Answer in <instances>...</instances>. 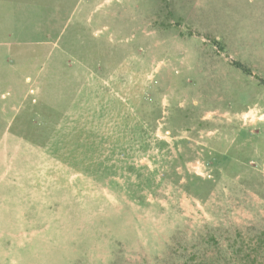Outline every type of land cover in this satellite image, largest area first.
I'll list each match as a JSON object with an SVG mask.
<instances>
[{
    "label": "rangeland",
    "instance_id": "obj_1",
    "mask_svg": "<svg viewBox=\"0 0 264 264\" xmlns=\"http://www.w3.org/2000/svg\"><path fill=\"white\" fill-rule=\"evenodd\" d=\"M0 264H264V0H0Z\"/></svg>",
    "mask_w": 264,
    "mask_h": 264
}]
</instances>
